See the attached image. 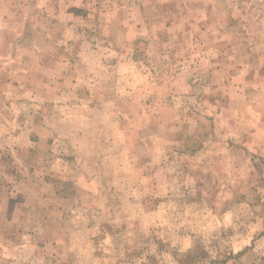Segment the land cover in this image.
Instances as JSON below:
<instances>
[{"label": "rangeland", "instance_id": "rangeland-1", "mask_svg": "<svg viewBox=\"0 0 264 264\" xmlns=\"http://www.w3.org/2000/svg\"><path fill=\"white\" fill-rule=\"evenodd\" d=\"M190 249L264 252V0H0V264Z\"/></svg>", "mask_w": 264, "mask_h": 264}, {"label": "trees", "instance_id": "trees-1", "mask_svg": "<svg viewBox=\"0 0 264 264\" xmlns=\"http://www.w3.org/2000/svg\"><path fill=\"white\" fill-rule=\"evenodd\" d=\"M195 252H196L195 249H190L188 252L183 253L181 255L180 260H179L180 264H199V263L203 264V262L208 260L209 257L206 256V253H205V255L193 256L195 254ZM190 255L193 257L192 259H190Z\"/></svg>", "mask_w": 264, "mask_h": 264}, {"label": "crops", "instance_id": "crops-1", "mask_svg": "<svg viewBox=\"0 0 264 264\" xmlns=\"http://www.w3.org/2000/svg\"><path fill=\"white\" fill-rule=\"evenodd\" d=\"M18 53V52H17ZM17 53H16V55H17ZM217 112H219V111H217ZM231 118V120L233 119V115H229ZM220 130H222L221 128H220ZM233 132V131H232ZM194 173H196L197 175L199 174V172H197L196 170H194V172L192 173V174H194ZM251 251V250H250ZM248 254H249V256H251V257H249L248 256V260H247V263L248 264H252L253 262H255L256 261V259H257V262L258 261H260V260H262L263 258H264V252H260V254H259V252H258V249H254V250H252V252H248ZM247 255V254H246ZM246 255H244L241 259H242V261H244L243 260V258L246 256ZM259 257V258H258ZM245 259V258H244ZM226 264H235L234 263V260L233 261H230V262H228V263H226Z\"/></svg>", "mask_w": 264, "mask_h": 264}]
</instances>
